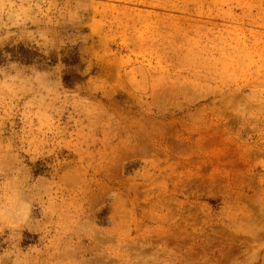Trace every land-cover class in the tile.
Listing matches in <instances>:
<instances>
[{"label": "rangeland", "instance_id": "obj_1", "mask_svg": "<svg viewBox=\"0 0 264 264\" xmlns=\"http://www.w3.org/2000/svg\"><path fill=\"white\" fill-rule=\"evenodd\" d=\"M0 264H264V0H0Z\"/></svg>", "mask_w": 264, "mask_h": 264}, {"label": "trees", "instance_id": "obj_2", "mask_svg": "<svg viewBox=\"0 0 264 264\" xmlns=\"http://www.w3.org/2000/svg\"><path fill=\"white\" fill-rule=\"evenodd\" d=\"M12 56L16 58L18 61L28 64L32 60L31 56H33V53L20 47ZM64 62L66 63V60ZM63 82L65 85L69 86L66 77L63 78Z\"/></svg>", "mask_w": 264, "mask_h": 264}]
</instances>
